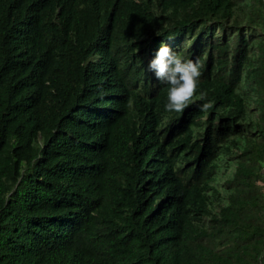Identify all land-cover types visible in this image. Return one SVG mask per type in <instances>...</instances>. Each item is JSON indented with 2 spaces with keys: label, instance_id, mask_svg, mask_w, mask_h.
Listing matches in <instances>:
<instances>
[{
  "label": "trees",
  "instance_id": "16d2710c",
  "mask_svg": "<svg viewBox=\"0 0 264 264\" xmlns=\"http://www.w3.org/2000/svg\"><path fill=\"white\" fill-rule=\"evenodd\" d=\"M263 215L264 0H0V264H264Z\"/></svg>",
  "mask_w": 264,
  "mask_h": 264
},
{
  "label": "clouds",
  "instance_id": "9594fccd",
  "mask_svg": "<svg viewBox=\"0 0 264 264\" xmlns=\"http://www.w3.org/2000/svg\"><path fill=\"white\" fill-rule=\"evenodd\" d=\"M202 65L198 61L185 59L166 44H161L154 57L147 65V71L153 72L155 78L168 86V98L165 110L182 113L193 101L202 76ZM207 94L200 92L199 99L206 100ZM201 111H208L213 102L203 103Z\"/></svg>",
  "mask_w": 264,
  "mask_h": 264
},
{
  "label": "built area",
  "instance_id": "2783aa9c",
  "mask_svg": "<svg viewBox=\"0 0 264 264\" xmlns=\"http://www.w3.org/2000/svg\"><path fill=\"white\" fill-rule=\"evenodd\" d=\"M264 216V215H263Z\"/></svg>",
  "mask_w": 264,
  "mask_h": 264
}]
</instances>
